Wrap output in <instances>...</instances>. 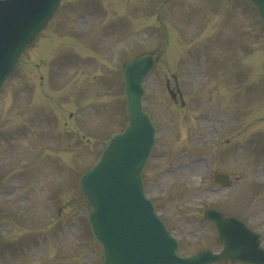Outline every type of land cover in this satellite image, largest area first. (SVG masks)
Masks as SVG:
<instances>
[{"label":"rangeland","instance_id":"374dc122","mask_svg":"<svg viewBox=\"0 0 264 264\" xmlns=\"http://www.w3.org/2000/svg\"><path fill=\"white\" fill-rule=\"evenodd\" d=\"M244 4L62 0L0 90V264L99 263L77 181L126 123L123 63L154 51L144 107L159 131L154 153L167 155L144 180L180 254L219 249L208 207L245 221L264 245V27ZM210 111L227 124L220 140L200 141L208 125L196 119ZM216 167L242 179L219 188Z\"/></svg>","mask_w":264,"mask_h":264},{"label":"water","instance_id":"95a60500","mask_svg":"<svg viewBox=\"0 0 264 264\" xmlns=\"http://www.w3.org/2000/svg\"><path fill=\"white\" fill-rule=\"evenodd\" d=\"M248 1L255 5L264 23V0ZM59 5L60 0L0 1V86ZM154 64L152 54L134 57L124 64L122 82L128 126L110 137L98 161L79 180L90 208L87 220L102 250L100 264H206L225 258L233 260L234 254L240 252L246 256L248 244L244 242L252 238L255 261L241 260L264 261V254L257 253L263 251L258 246V235L239 221L217 213L212 220L218 240L224 243L222 253L201 251L183 258L176 255L178 245L145 197L141 178L155 131L142 108L141 84Z\"/></svg>","mask_w":264,"mask_h":264}]
</instances>
